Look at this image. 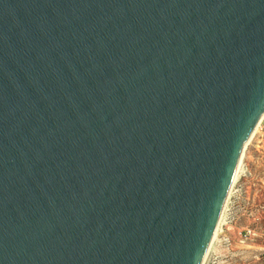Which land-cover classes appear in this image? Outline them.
Listing matches in <instances>:
<instances>
[{
	"label": "water",
	"instance_id": "obj_1",
	"mask_svg": "<svg viewBox=\"0 0 264 264\" xmlns=\"http://www.w3.org/2000/svg\"><path fill=\"white\" fill-rule=\"evenodd\" d=\"M264 118V0H0V264H207Z\"/></svg>",
	"mask_w": 264,
	"mask_h": 264
},
{
	"label": "rangeland",
	"instance_id": "obj_2",
	"mask_svg": "<svg viewBox=\"0 0 264 264\" xmlns=\"http://www.w3.org/2000/svg\"><path fill=\"white\" fill-rule=\"evenodd\" d=\"M207 264H264V118L253 133Z\"/></svg>",
	"mask_w": 264,
	"mask_h": 264
},
{
	"label": "bare ground",
	"instance_id": "obj_3",
	"mask_svg": "<svg viewBox=\"0 0 264 264\" xmlns=\"http://www.w3.org/2000/svg\"><path fill=\"white\" fill-rule=\"evenodd\" d=\"M262 120V119H261ZM260 123V122H259ZM259 123H258V125H259ZM258 125H257V127H256V129L258 128ZM256 129H255V131H256ZM254 131V132H255ZM240 173V172H239ZM238 176L239 175H236L235 176V179H234V182H233V184H232V186L235 184V182L237 181V179H238ZM232 186H231V188H232ZM230 191H231V189H230ZM229 194H230V192H229ZM226 204V203H225ZM224 207H225V205H224ZM224 210V209H223ZM223 213V212H222ZM222 216V215H221ZM221 225H222V217L220 218V220H219V223H218V227H217V230H216V234H215V237H214V241L220 236V234H221V232H222V230H221ZM213 241V242H214Z\"/></svg>",
	"mask_w": 264,
	"mask_h": 264
}]
</instances>
